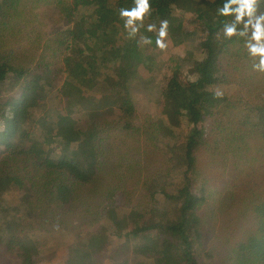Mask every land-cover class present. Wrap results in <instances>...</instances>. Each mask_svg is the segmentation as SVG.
<instances>
[{"label":"trees","instance_id":"obj_1","mask_svg":"<svg viewBox=\"0 0 264 264\" xmlns=\"http://www.w3.org/2000/svg\"><path fill=\"white\" fill-rule=\"evenodd\" d=\"M148 2L129 35L120 12L137 0H57L53 21L65 26L43 55L34 63L26 50L0 59V246L16 247L22 264H46L49 254L96 264L92 244L115 259L127 239L153 249L150 259L135 250L129 264H227L223 250L212 260L201 210L210 184L225 176L217 240L235 264H264V88L259 96L230 92L234 73L259 58L249 55L247 36H225L235 22L219 13L225 0ZM19 3L0 0V23L23 22ZM193 3L186 29L177 15ZM256 8L264 13V0ZM158 51L169 57L158 98L144 97L160 113L141 134L147 148L109 153L104 134L122 120L131 131ZM138 164L153 166L158 189L149 190V178L136 187ZM228 217L241 220L238 236L223 234Z\"/></svg>","mask_w":264,"mask_h":264},{"label":"rangeland","instance_id":"obj_2","mask_svg":"<svg viewBox=\"0 0 264 264\" xmlns=\"http://www.w3.org/2000/svg\"><path fill=\"white\" fill-rule=\"evenodd\" d=\"M57 6V0H20L18 10L20 9V13L25 14L23 16V22L13 21L8 24L0 23V59H9L12 56H15L17 52L25 51L26 59L37 60L42 54L45 47V41H48L50 37L55 36L58 31L57 28L61 26H65V21L62 23L55 24L53 18L57 16V14L53 11V7ZM189 10L186 13H180L177 17L180 18L182 25L188 29L191 27V23L189 21L191 12L193 8L197 7L196 3L191 5ZM59 9V7H58ZM28 13V14H27ZM59 13V12H58ZM60 14V13H59ZM20 15V14H19ZM57 30V31H56ZM186 44V43H185ZM184 44H181L179 48V52L182 51ZM186 47V45H185ZM59 48V45L56 46V49ZM159 64L155 66L153 71L149 72V74L155 75V79L152 83H147L142 88L141 97V105L138 107V117L136 123L129 130H123L125 120L119 123L118 129H112L111 131L105 133L107 136L109 143H106L105 148L109 153H112L114 150V154L118 152H123L127 155H131L130 153H134V151L144 152L147 146L143 145V142H140L141 134L144 132L145 126L149 123V120H152L154 116H159L158 105L156 102L149 103L145 100L146 97L150 98H158L161 88V79H163L164 73L166 71L165 62L169 57L168 53L165 51H158ZM252 69L246 73L238 70L234 73V82L231 85L230 92L232 94H237V92L241 94H253L259 96V92L264 88V72H255ZM148 74V73H147ZM257 74V75H256ZM255 75V76H254ZM18 92V91H17ZM92 94V93H91ZM51 95V93H50ZM90 97V96H89ZM145 97V98H144ZM235 122L234 118L229 119V124L226 125V128L229 129L231 125ZM81 124V123H80ZM140 133V136H139ZM178 140V138H175ZM105 140L101 143L104 146ZM205 154V151H204ZM148 164L149 161H145ZM138 163V162H137ZM150 167L153 166H144L143 164H138V172H140V178L138 179L137 188H144V182H147L148 178V188L150 191H154L159 188V183L156 178H151V170ZM156 170L159 167H155ZM175 178H179L177 174ZM220 180V181H219ZM133 181V180H132ZM226 184V176L223 179H218L217 182L210 184L207 200L203 203L201 210L204 216V224L206 228V232L209 236L208 243L211 241L210 245L217 250V253L214 254L212 260L221 261L219 259V252L223 250L226 255H223V258L227 259V264H235L234 260L229 258L231 252L228 250L227 246L219 244V240H217V231H219L220 219L214 216L216 213V206L219 200L223 196L224 186ZM132 187H135L134 182H131ZM224 229L223 234L227 237L238 236L240 234V229H243V225L241 220L232 221V217H228ZM207 236V237H208ZM235 239V238H233ZM143 240L137 239V241L133 240H125L119 245L122 255L117 258H111L110 253L106 251H102L98 249V243L92 244L89 249H91L93 253V259L96 264H129L131 255H134L135 250H137V255L140 258L150 259L153 256V249L149 244H146ZM61 255V254H60ZM60 255L54 257L51 254L46 256L45 262L46 264H71L69 263V258L61 261ZM174 256V255H173ZM21 258L17 254V248L12 246L9 242L0 246V264H22ZM222 264H226L222 263Z\"/></svg>","mask_w":264,"mask_h":264},{"label":"clouds","instance_id":"obj_3","mask_svg":"<svg viewBox=\"0 0 264 264\" xmlns=\"http://www.w3.org/2000/svg\"><path fill=\"white\" fill-rule=\"evenodd\" d=\"M258 0H225L223 7L219 9L220 15H233L235 22L226 25L224 34L227 37L238 35L247 36L245 46L248 53L253 58L258 57V63L253 64V68L259 72H264V13L256 14ZM148 0H137L136 7L131 10L122 9L121 17L125 19V28L131 29L129 35L136 32V27H132L134 21L142 20L144 14L149 11ZM247 17L245 20L244 18ZM242 22L243 27L237 29L236 24ZM148 30H155L154 25H148ZM167 34V21H162L158 29L156 44L160 48L166 47L162 38ZM146 43H150V38H144Z\"/></svg>","mask_w":264,"mask_h":264}]
</instances>
